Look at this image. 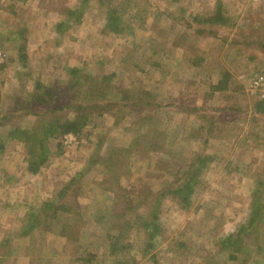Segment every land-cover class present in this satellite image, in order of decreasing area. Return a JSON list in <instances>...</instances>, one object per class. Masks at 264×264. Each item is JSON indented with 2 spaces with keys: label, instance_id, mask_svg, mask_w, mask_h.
<instances>
[{
  "label": "rangeland",
  "instance_id": "1",
  "mask_svg": "<svg viewBox=\"0 0 264 264\" xmlns=\"http://www.w3.org/2000/svg\"><path fill=\"white\" fill-rule=\"evenodd\" d=\"M218 2L226 23L193 21L194 12L203 19ZM155 3L140 7L136 17L125 14L128 29L104 33L107 7L100 0H0V48L6 53L0 65V264H111L117 256L137 264H241L222 246L228 235L251 224L254 204L261 206L260 218L241 235L247 264H264V113L247 90L251 76L264 72V0ZM75 9L81 11L79 22L70 12ZM70 67L93 80L109 75L113 89L128 85L140 99L162 105L153 108L146 130L141 124L125 130L136 111L114 122L111 110H94L80 134L51 138V158L40 173H29L24 140L10 130L31 129L35 116L15 113L38 80L59 81L67 100ZM226 73V87L213 89ZM103 89V98L115 92ZM74 102L82 104L83 98L77 93ZM63 103L58 100L54 107ZM66 109L69 117L78 115L77 109ZM136 130L149 144L144 166L132 165L126 185L142 202L127 208L126 199L114 203V191L105 195L94 182L109 174L103 162L112 149L133 141ZM138 144L133 141L132 147ZM208 154L200 173L204 183L184 208L166 188L180 166ZM72 179L84 184L82 192L62 196ZM159 194L163 228L148 248L142 221ZM65 197L72 215L62 214L63 221L22 236L30 211ZM118 223L131 228L121 239L126 246L113 254L107 233L116 234Z\"/></svg>",
  "mask_w": 264,
  "mask_h": 264
},
{
  "label": "trees",
  "instance_id": "2",
  "mask_svg": "<svg viewBox=\"0 0 264 264\" xmlns=\"http://www.w3.org/2000/svg\"><path fill=\"white\" fill-rule=\"evenodd\" d=\"M26 1V0H24ZM89 0H83L84 3H88ZM102 5L107 7L106 11V21L102 31L108 33L109 31L114 33H121L125 28H129L127 19L124 18V15L129 13L131 16L136 17V13L140 7H152L156 5V0H100ZM141 4V5H140ZM146 9V8H145ZM68 10V9H67ZM75 15L77 22H79L80 10L70 11ZM201 13H193V21L205 22L209 25L223 24L226 23L225 15L223 14V5L221 2H218L214 13L210 11L205 14L203 19L200 18ZM67 21H61L57 24V28L61 30L65 26ZM61 32V31H60ZM24 50V48H23ZM22 58L25 57V54L22 53ZM69 73V83L67 84V92L70 93L67 95V100L62 98L65 94L64 86L62 90L60 89L61 85L59 81L52 83L51 85H46L41 80H38L34 91L30 95V99H26L22 102L23 105L20 107V113H15V115L35 116L34 125L31 129L22 130L19 127H16L13 130H10L11 136H19L21 140H24L26 145V150L28 153L27 158V171L32 174H38L42 170L43 166L48 162L53 154L48 147V142L51 138H60L65 133L73 132L80 134L84 127L85 123L89 116L92 115L94 110H111V113L114 115L117 122L121 117H127L132 111H136L138 117L133 120V125L126 127L125 130L132 129V127L141 124V129L146 130V122L148 118H152L154 113L152 112L155 106H161L162 103H156L153 99L145 100L140 99L134 92L129 88L128 85H120L115 89L116 85L112 83V78L108 76H102L101 80L96 78H91V75L84 74L81 70L75 67L68 68ZM254 76V75H253ZM251 76V77H253ZM227 80V73L225 80L222 79L218 85H214L213 89H220L226 87L225 81ZM103 87L108 88V91L114 92L109 99L103 98L106 90ZM79 94L83 98L82 104H77L74 102V95ZM90 93H92V100L98 101V104L93 103L90 99ZM111 93V92H110ZM251 94V93H250ZM252 95V94H251ZM127 96V98H126ZM254 97V95H253ZM58 100H65L67 103H63L61 107H54V104ZM36 104V105H34ZM34 105V106H33ZM181 104H179L180 107ZM257 109L260 112L264 113V100L257 99ZM66 108H75L78 110V115L71 118L67 115L68 109ZM104 112V111H103ZM213 117V116H211ZM212 124L209 126V131L213 132L215 129V119L212 118ZM138 133L137 137L133 141L139 142L138 148H133L132 143H124L120 146L119 149L114 147L112 150V155L104 160V165L108 168L109 174L102 179V182H94L104 189L106 195L107 191H114L112 198L115 199L114 203H118L121 199H126L125 204L127 208H132V204L141 203L140 199L133 196H130L128 190L126 189L127 181H129L132 171V165L137 163L136 166L142 168L147 159V154H145L144 147L149 144V141H142V134L139 133V130H136ZM155 133H160L158 130H155ZM165 137V136H164ZM132 149H135L132 151ZM126 151L127 153L123 152ZM136 153H139L135 156ZM208 157L206 155L198 158V160L191 161L188 163V166H180L176 171L175 178L170 182L171 184L166 188L167 192H171L176 195L179 201L181 202L184 208L190 206L191 196L194 193H197L201 184L204 183L203 179L200 178V173L203 172V167L207 166ZM98 159L93 160L97 162ZM168 171L172 173L170 167ZM204 173V172H203ZM77 179H72L69 181V187L62 191L65 196L67 191H70L69 195L74 194L73 197L78 196L83 188L84 184H76ZM166 193V191H165ZM110 194H107L110 197ZM139 196V194H138ZM161 198L162 195H157L156 203L153 205L151 210V215L145 218L142 222L145 227V231L148 234V248L153 246V240L158 236L162 231V225L160 222V213H161ZM67 197L63 198L60 201L54 202L51 206L42 205L38 211H30L28 216L25 218L26 224L22 225V236L29 235L34 229L44 228L48 229L52 225L49 222H58L59 220L63 221L61 215L67 213L69 216L72 215L71 210H73L69 203L65 201ZM104 204V200H102ZM99 204V202H96ZM97 204V206H98ZM101 205V204H100ZM99 205V206H100ZM136 207L137 204H135ZM98 206V207H99ZM106 211H111V207H104ZM140 221L142 215L137 214ZM261 215V206L259 204H254L251 210V217L249 226H242V229L236 234H230L225 238L223 243V250L228 252L229 258L234 261H242L241 264H247L249 256L244 252V241L242 239L241 232L244 230H249L251 227L256 224ZM117 216V215H115ZM48 222V223H46ZM117 226V223H115ZM131 228L124 225L123 223H118L119 231L116 234L107 233L109 238L111 252L113 254L118 253L120 249H123L126 245L121 242V239L125 236V232ZM131 259V258H130ZM127 258L118 257L114 263L111 264H137L135 260H130Z\"/></svg>",
  "mask_w": 264,
  "mask_h": 264
},
{
  "label": "built area",
  "instance_id": "3",
  "mask_svg": "<svg viewBox=\"0 0 264 264\" xmlns=\"http://www.w3.org/2000/svg\"><path fill=\"white\" fill-rule=\"evenodd\" d=\"M5 61L6 53L0 48V65L4 64ZM247 90L254 95V97L264 100V72L257 73L249 79L247 82Z\"/></svg>",
  "mask_w": 264,
  "mask_h": 264
}]
</instances>
